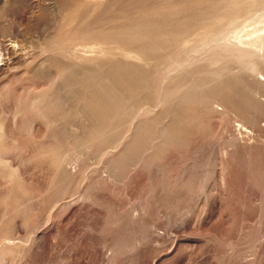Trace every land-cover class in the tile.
Returning <instances> with one entry per match:
<instances>
[{
  "label": "rangeland",
  "instance_id": "obj_1",
  "mask_svg": "<svg viewBox=\"0 0 264 264\" xmlns=\"http://www.w3.org/2000/svg\"><path fill=\"white\" fill-rule=\"evenodd\" d=\"M1 53L0 264H264V0H0Z\"/></svg>",
  "mask_w": 264,
  "mask_h": 264
},
{
  "label": "bare ground",
  "instance_id": "obj_2",
  "mask_svg": "<svg viewBox=\"0 0 264 264\" xmlns=\"http://www.w3.org/2000/svg\"><path fill=\"white\" fill-rule=\"evenodd\" d=\"M13 47V46H12ZM11 48V47H10ZM0 55H2V53L0 54ZM2 58V57H1ZM1 61H3V60H1Z\"/></svg>",
  "mask_w": 264,
  "mask_h": 264
}]
</instances>
